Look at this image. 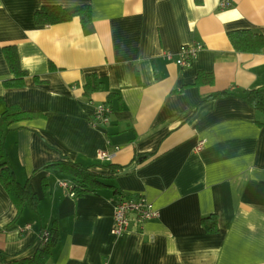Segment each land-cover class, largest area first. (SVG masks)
<instances>
[{
  "label": "crops",
  "instance_id": "0c3cea01",
  "mask_svg": "<svg viewBox=\"0 0 264 264\" xmlns=\"http://www.w3.org/2000/svg\"><path fill=\"white\" fill-rule=\"evenodd\" d=\"M220 1L0 0V115L9 105L41 114L6 135L10 165L41 200L10 224L15 208L0 183V264L33 256L54 222L60 241L47 264H264V113L241 97L264 87V50L237 51L228 36L264 35V0ZM83 4L92 6L87 25L36 24L44 5ZM197 41L204 48L180 66L181 46ZM6 45L28 72L22 87L4 85L13 76ZM200 71L214 83L191 85ZM90 72L104 88L89 98ZM99 103L112 110L106 125L92 124ZM104 149L111 160L96 158ZM55 160L88 166L108 186L74 198L68 175L42 169ZM139 196L160 217L112 234L115 202ZM214 214L219 230L209 233L202 219Z\"/></svg>",
  "mask_w": 264,
  "mask_h": 264
},
{
  "label": "trees",
  "instance_id": "16d2710c",
  "mask_svg": "<svg viewBox=\"0 0 264 264\" xmlns=\"http://www.w3.org/2000/svg\"><path fill=\"white\" fill-rule=\"evenodd\" d=\"M80 18L84 25L92 21V6L83 4L75 7H63L61 5H44L35 11V21L37 25H49L70 21L74 18ZM229 39L235 48L240 52L260 53L264 50V35L253 29H237L228 32ZM4 54L13 76L4 81L6 87H22L25 85V78L28 72L21 66L18 51L15 45L4 46ZM52 67L54 65L51 64ZM37 81H42L37 79ZM214 75L212 73L200 71L193 84L201 86L204 84H213ZM104 88V83L95 72L87 73L84 94L90 98L91 94ZM229 90L219 91L214 94L203 97L202 102L230 94ZM113 94L108 96L111 100ZM241 97L252 105L258 112L264 113V87L243 90ZM40 113L25 111L19 105H9L0 115V183L9 194L14 208V217L11 223L17 221L23 214L26 206L38 210L40 203L39 195L33 190L30 180L21 182L13 167L10 165L7 149L5 145L6 135L13 124L40 116ZM264 125V123H260ZM42 169H57L68 175L70 179H65L73 185V197L78 198L86 193L95 192L96 190L108 185L102 182L103 176L81 163L71 160H55L45 164ZM110 169L114 171L111 165ZM44 194L49 193V185L46 179L43 180ZM202 224L206 231L215 233L219 230L218 216L210 215L202 219ZM49 230L48 241L42 243L39 238V246L35 254L31 257L12 260L8 264H47L52 258L53 249L60 241V233L56 222L53 223ZM42 233L44 232V230ZM41 233V235H42Z\"/></svg>",
  "mask_w": 264,
  "mask_h": 264
},
{
  "label": "built area",
  "instance_id": "2783aa9c",
  "mask_svg": "<svg viewBox=\"0 0 264 264\" xmlns=\"http://www.w3.org/2000/svg\"><path fill=\"white\" fill-rule=\"evenodd\" d=\"M232 5L230 0H221L220 8H228ZM204 48V44L201 42H193L191 44L182 45L178 53L176 62L182 67H188L196 59L200 51ZM173 54L167 53L166 57L172 59ZM111 107L107 103H99L96 105V109L92 116V124H108L111 121ZM205 145L204 140H200L196 145V150H201ZM119 147H116V149ZM114 151L110 149H104L96 153L98 160L109 161L113 158ZM64 187L68 190L71 196L74 195L72 192L73 185L67 181H62ZM160 217V210L157 209L151 201L144 196L136 198L121 197L115 202L114 206V217L111 228L112 234L119 236L122 235L129 227L131 220L134 219L137 224L141 225L145 221L156 219ZM30 225H26L22 230H27ZM49 230L45 229L40 240L42 243L48 241Z\"/></svg>",
  "mask_w": 264,
  "mask_h": 264
}]
</instances>
